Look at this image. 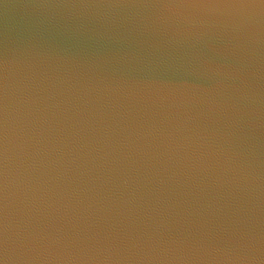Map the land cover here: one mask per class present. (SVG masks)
Returning a JSON list of instances; mask_svg holds the SVG:
<instances>
[{"label":"water","instance_id":"obj_1","mask_svg":"<svg viewBox=\"0 0 264 264\" xmlns=\"http://www.w3.org/2000/svg\"><path fill=\"white\" fill-rule=\"evenodd\" d=\"M0 264H264V0H0Z\"/></svg>","mask_w":264,"mask_h":264}]
</instances>
